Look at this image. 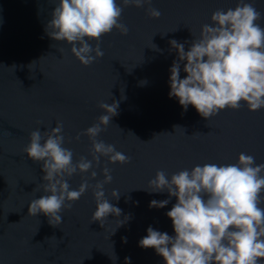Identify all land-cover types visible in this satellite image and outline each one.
<instances>
[{
	"label": "water",
	"instance_id": "water-1",
	"mask_svg": "<svg viewBox=\"0 0 264 264\" xmlns=\"http://www.w3.org/2000/svg\"><path fill=\"white\" fill-rule=\"evenodd\" d=\"M239 2L151 0L142 8H124L120 22L128 34L113 29L103 36V56L85 67L66 41L45 33L58 0H0V264H125L126 257L130 264H166L155 249L141 248L139 241L149 226L175 235L166 213L177 200L172 197L164 208H149L152 200L169 199L167 192L137 189H145L158 171L170 178L196 165L235 164L242 152L264 164V109L249 112L241 103L238 110L225 108L206 120L192 105L184 111L177 98H169L170 68L177 59L169 41H187V51L216 10L235 8ZM244 2L262 13L257 23L264 28V0ZM149 7L161 16L150 18ZM185 63L181 79L187 75ZM114 101L119 102L118 115L97 139L115 145L130 162L108 164L101 157L100 166L92 169L96 179L89 183L103 180L102 168L108 167L113 179L105 194L121 215H109L104 226L90 224L96 202L89 189L62 211L58 227L50 226L43 214L28 216L29 203L44 195L34 189L45 174L43 162L24 153L29 134L50 132L62 122L64 147L73 151L74 161L81 156L91 160L92 145L83 133L104 115L99 104ZM82 175L87 179L89 173ZM82 175L68 180L72 189L79 187ZM113 190L121 195L118 201L110 197ZM125 216L131 218L116 229Z\"/></svg>",
	"mask_w": 264,
	"mask_h": 264
},
{
	"label": "clouds",
	"instance_id": "clouds-1",
	"mask_svg": "<svg viewBox=\"0 0 264 264\" xmlns=\"http://www.w3.org/2000/svg\"><path fill=\"white\" fill-rule=\"evenodd\" d=\"M150 3L151 0H122L120 4L117 0H58L45 33L52 40L66 41L71 55L86 67L103 56L99 43L103 36L113 29L122 36L128 34V28L120 22L124 8H142ZM147 13L152 19L161 16L156 8L149 7ZM261 18L262 13L253 3L240 0L235 8L216 10L210 24L202 26L187 51V41H169L177 53L170 68L169 98H177L184 111L192 105L206 120L225 108L238 110L241 103L249 112L264 109V28L257 23ZM89 41H95V46ZM153 50L160 51L156 47ZM185 61L183 71L187 75L181 79V62ZM118 107V101L100 103L104 115L83 133L92 145L91 160L81 156L74 161L73 151L64 147L62 122L50 132L37 129L29 134L24 153L34 162H43L45 174L44 182L34 189L44 195L29 203L28 216L43 214L50 226L58 227L62 211L70 209L89 189L96 202L90 224L98 221L104 226L109 215H121L122 210L110 203L104 190L112 182L111 170L103 167V180L89 183L96 179L97 172L92 169L100 166L101 157H106L108 164L130 162V157L116 151L115 145L97 139L118 115ZM85 173H89L87 179L83 178ZM77 174L82 175V180L77 189H72L68 180ZM137 190L167 192L169 199L152 200L149 208H164L172 197L177 200L166 213L175 235L149 226L147 235L139 241L141 248L155 249L166 264H264V164H256L252 155L242 152L235 164L196 165L170 178L158 171L145 189ZM120 196L118 190L110 193L117 201ZM130 218L118 220L116 229ZM122 242L126 243L127 238ZM110 259L117 257L114 254ZM130 259L126 257L125 264H130Z\"/></svg>",
	"mask_w": 264,
	"mask_h": 264
}]
</instances>
